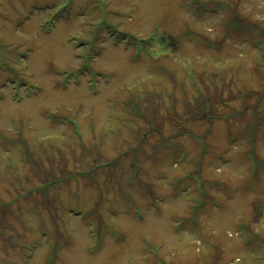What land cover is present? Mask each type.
<instances>
[{
    "label": "rangeland",
    "instance_id": "374dc122",
    "mask_svg": "<svg viewBox=\"0 0 264 264\" xmlns=\"http://www.w3.org/2000/svg\"><path fill=\"white\" fill-rule=\"evenodd\" d=\"M0 264H264V0H0Z\"/></svg>",
    "mask_w": 264,
    "mask_h": 264
},
{
    "label": "trees",
    "instance_id": "16d2710c",
    "mask_svg": "<svg viewBox=\"0 0 264 264\" xmlns=\"http://www.w3.org/2000/svg\"><path fill=\"white\" fill-rule=\"evenodd\" d=\"M31 162L33 163V168H34L35 170H39V171H40V175H42V176H46V179H48V177H49L50 180L52 179L51 181L56 180V177L54 176V172H52V171H47V172H49V174H47L46 171H42V170H44V169L41 167V165H40L39 162H37V161L34 160V159H32ZM38 178H39V177H38Z\"/></svg>",
    "mask_w": 264,
    "mask_h": 264
}]
</instances>
